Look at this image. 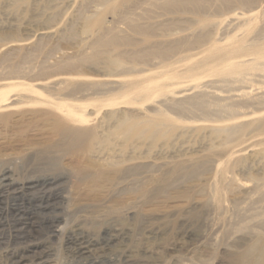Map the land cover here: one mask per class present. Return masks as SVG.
<instances>
[{"label":"rangeland","instance_id":"obj_1","mask_svg":"<svg viewBox=\"0 0 264 264\" xmlns=\"http://www.w3.org/2000/svg\"><path fill=\"white\" fill-rule=\"evenodd\" d=\"M176 1L0 0V85L55 82L66 92L37 89L53 103L68 99L89 105L83 130L94 131L74 135L68 118L56 117L50 108L53 103L47 102L21 103L7 117L0 116V177L7 170L18 185L40 178L59 183L37 192L25 188L0 192V223L6 235L0 244V264H76L89 258L101 264H264V232L249 241L230 238L232 232L246 229L239 216L247 205L233 208L239 190L235 184L246 190L257 184L255 195L264 190V159L252 158L250 150L242 147L250 141L255 149L263 148L264 134L251 128L243 133L246 136L228 143L191 134L173 141L175 127L204 122L157 103L169 119L155 136L140 137L138 131L146 129L147 120L161 121L149 100L124 105L125 118L136 124L126 135L120 131L111 135L109 130L107 141L91 142L93 134H106L105 128H98L105 112L97 109L103 101L118 96L130 83L158 80L164 62L153 55L156 49L189 40L201 31L206 34L203 46L172 55L168 61L174 63L210 42L225 44L242 35L239 26L225 28L231 14L264 8V0H248V6L229 0L228 7L204 15L185 3L170 4L177 9L162 5ZM200 1L222 5L221 0ZM214 20L220 24L209 27ZM111 38L118 43L108 52L119 57L121 67L109 68L104 60L94 65L88 56L91 48L98 40ZM113 80L122 84L92 89L95 82ZM263 111L256 106L246 109L255 114ZM240 118L237 115L233 122ZM210 119L224 123L230 118ZM93 150L107 158H95ZM238 150L246 157L243 163L234 154ZM45 204L49 209L43 215L39 207ZM28 217L36 224L42 222V227L32 233L26 242L32 247L22 254L24 245L14 244L8 231ZM51 220L61 221L56 236L51 234ZM78 233L92 241L86 256L75 253V243L68 240Z\"/></svg>","mask_w":264,"mask_h":264},{"label":"bare ground","instance_id":"obj_2","mask_svg":"<svg viewBox=\"0 0 264 264\" xmlns=\"http://www.w3.org/2000/svg\"><path fill=\"white\" fill-rule=\"evenodd\" d=\"M221 1L222 5H211V3H203L200 0H177L176 2H165L162 5L165 4L164 6L168 9H171L170 7L177 9L178 6H171L170 4L185 3V6H189L191 11L203 13L205 15L208 12L219 11L222 6L228 7L229 0ZM236 1V3H239L243 6L250 5L248 0ZM159 2L162 3L164 0H159ZM263 9L264 8H262V10L256 11L245 10L246 12L243 11L241 13L231 14L229 23L225 28L239 26L241 27L242 35L241 37L233 36V38L229 39L225 44L210 42L205 49L193 55H183L174 63L172 61H168L172 55L178 54L177 52L182 50L186 52L188 49H192V47L197 45L200 46V44L205 40L206 34L202 33L201 31L192 38L190 37L191 39L189 40H181L173 46H169L164 49H156L153 52V55L164 62V65L160 67L161 71L157 74L156 79L158 80H155L154 82L152 81V83H130V85H128V87L118 96L103 101L104 104L102 103L103 105L99 106L97 109L98 111L104 110L105 112L101 120L102 122H99L98 128H105L104 132L106 134L102 133L99 136L97 134H93L91 142L96 145L100 142L107 141L109 139L107 136L109 130L111 131V135H114L119 131L123 135H126L131 129L135 127L136 124L134 122L129 123L125 118V112L127 110L124 108V105H131L136 104L139 101L149 100L154 105V108H156L154 109L155 113H157L156 115L161 121L156 123L152 119L147 120L146 129L144 131H138V135L140 137L146 134L151 135V137L155 136L159 127L163 126V121L169 119V117L159 111L158 107H156L157 103L165 104L181 114L184 113L187 115L200 117L204 122L197 125L182 124L175 127L176 134L174 135L173 141L179 142L180 139L184 138V136L191 134L197 139H204L205 137H208L209 142L218 140L222 143H228L235 137L237 138L240 137V135L242 136L245 131H249L251 128L253 131H259L261 132L260 134H264L262 133L264 132V111L259 114L246 112V109L249 107H264ZM82 19L89 22V19L85 17H82ZM208 23L209 21L207 24ZM219 24V21L214 20L208 25L209 27H217ZM117 43L118 40L116 38L98 40L95 46L91 48V53L88 55L89 60H91L94 65H97L100 61L104 60V63L109 68H120L121 63L119 57L111 56L108 52V49L114 47ZM202 44L204 45V43ZM148 55L149 53L145 54V56ZM135 58H140V56H135ZM180 63L181 65H178L177 67L173 66ZM216 76L228 77L226 79L221 78V80H214L211 78ZM106 82L107 83L105 84H99V82H95L97 84H94L92 89H95L96 87L97 90L103 91L105 90L106 84H122L114 80ZM2 84L3 85H0V116L3 117H7L9 115L8 113L13 111L15 107L21 103L30 106H35L37 104L41 105L44 102H47L48 105L53 103L49 100V95L43 94L37 89V87L44 90V93H46L45 90H54L56 92L65 91V89H62L59 84H55V82H48L37 86L15 84L12 82H5ZM153 95L155 96L153 97ZM88 106L89 105H78L68 99H63L62 101L54 102L53 106L50 108L56 117L68 118V122H70L73 126L69 130L73 132L74 135H79L81 131L84 132L85 130H83V127H85L87 123L86 118L88 114L86 115V110ZM137 112L140 113V110ZM216 115H226L230 119H227V121L224 123H216L211 121L210 118ZM237 115L241 116L240 121L233 122V118H236ZM139 124H141V122H139ZM85 131H87V133L94 132L88 129ZM186 141L182 140V143H186ZM242 147H244V150H250L252 158H257L260 156V158L264 159V147L255 149L254 145L251 144L250 141L245 142V146ZM239 152L240 151L238 150L234 152V154L237 158H239L237 160L243 163L245 162L246 157H242ZM92 154L98 159L102 157L105 160L107 158V155L103 154L99 150H93ZM8 172L9 171L6 170L3 172V174H1L2 176L0 177V192L2 194L9 193L15 188H25L27 190H32L31 192H37V190L39 191L40 188L50 190L59 184L54 181L55 179L40 178L41 180L30 181V179L25 185H18L13 181L14 178L12 179ZM237 188L239 190H237L238 193L236 196H238H235L236 200L233 201V208H235L237 204L247 205V209L240 212L241 215L239 216L243 226L245 225L246 229L242 233L238 231L240 234L232 232L233 234L231 233L230 238L231 240H234L240 237L242 241H249L250 239L259 237L262 235V232H264V190L260 195H255L254 192L258 188L257 184L254 185L252 190H246L244 189V185H241L239 182L235 184V189ZM41 208H43V210L39 212L44 215V213L49 209V206L45 204L44 207L40 206L39 210ZM34 222L35 221H32V219L28 217L26 220L17 222L13 228V231H8V235L10 233L14 235V244L24 245L20 251L22 254V251L32 247L31 244H26L27 241L30 242L32 233L42 227V222L40 224H36ZM49 222V227L52 229L51 234L53 236L58 235L60 228L58 224L61 221L51 220ZM4 227L5 226L3 223H0V244L4 243L3 241L6 236L3 233ZM72 235L68 236V240L75 243V253L78 252L83 256L88 255L90 252L89 247L91 246L92 241L82 233H78L75 236ZM111 236L113 238L115 237L113 235ZM228 240L230 239L228 238ZM12 252L15 254L17 253V251ZM76 264L101 263L95 259L89 258L86 259V261H82L80 263L78 262ZM178 264L190 263L187 262Z\"/></svg>","mask_w":264,"mask_h":264}]
</instances>
